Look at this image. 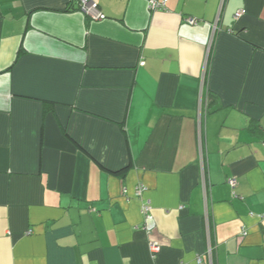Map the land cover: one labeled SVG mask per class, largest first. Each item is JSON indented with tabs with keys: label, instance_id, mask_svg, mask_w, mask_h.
<instances>
[{
	"label": "crops",
	"instance_id": "0c3cea01",
	"mask_svg": "<svg viewBox=\"0 0 264 264\" xmlns=\"http://www.w3.org/2000/svg\"><path fill=\"white\" fill-rule=\"evenodd\" d=\"M93 1L0 0V264H264V0Z\"/></svg>",
	"mask_w": 264,
	"mask_h": 264
},
{
	"label": "built area",
	"instance_id": "2783aa9c",
	"mask_svg": "<svg viewBox=\"0 0 264 264\" xmlns=\"http://www.w3.org/2000/svg\"><path fill=\"white\" fill-rule=\"evenodd\" d=\"M74 1L77 2L80 11L83 14H85L87 17H89L91 20L96 21V20H100L103 17L101 15L100 11L98 10L96 3L93 0H74ZM224 2H225V0H221V4L219 6V10H218V14H217V17H216V21H215L214 25L212 26V35H211V37H210V39L208 41V44H207V52H206L204 66H203V76H205V72H206L207 65H208L207 62L210 59L209 55H210V50H211L212 43H213V36L215 35L217 27H218L217 24L219 22V17H220V15L222 13V9H223L222 7L224 5ZM166 3H167V0H149L148 1V6H149V8L151 10H161V9L165 8ZM244 14H245L244 10L237 11L233 15V18L234 19H239ZM187 23H189L190 25H195L196 24L195 20H193L191 18H189L187 20ZM229 32H231V31H229ZM198 138H199V140L201 138L200 123H198ZM203 159H204L203 154H201L200 167H201V173L202 174H204V171H203V165H204L203 163H204V161H203ZM227 184L229 185V187L231 189L232 196L236 197V194L234 192V189L236 187L235 178H230L227 181ZM143 190H144V187L142 185H138L135 188V196L140 197L142 192H143ZM205 191H206V188L204 189V192H203L204 196L206 197V194H205L206 192ZM205 201H206V198H205ZM150 211H151V207L149 206L148 203L142 204V206H141V214L143 216V220L151 219ZM243 235H246V232H244ZM149 250H150L151 254H155L156 252H158L159 246L156 243H152L151 242V243H149ZM211 252H212V248L209 247V249H208L209 257H211ZM198 264H201L200 260H198Z\"/></svg>",
	"mask_w": 264,
	"mask_h": 264
},
{
	"label": "trees",
	"instance_id": "16d2710c",
	"mask_svg": "<svg viewBox=\"0 0 264 264\" xmlns=\"http://www.w3.org/2000/svg\"><path fill=\"white\" fill-rule=\"evenodd\" d=\"M208 65H209V62H208ZM208 65H207V69H206V72H205V78H206V75H207V72H208V68H209ZM215 101H216L215 100V96H213L212 94H208L207 95V101L205 103V108L207 109V111H210V109L213 108V106L216 104Z\"/></svg>",
	"mask_w": 264,
	"mask_h": 264
},
{
	"label": "rangeland",
	"instance_id": "374dc122",
	"mask_svg": "<svg viewBox=\"0 0 264 264\" xmlns=\"http://www.w3.org/2000/svg\"><path fill=\"white\" fill-rule=\"evenodd\" d=\"M201 139V138H200Z\"/></svg>",
	"mask_w": 264,
	"mask_h": 264
}]
</instances>
